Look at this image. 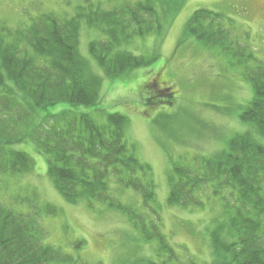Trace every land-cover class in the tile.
Instances as JSON below:
<instances>
[{"label":"trees","instance_id":"16d2710c","mask_svg":"<svg viewBox=\"0 0 264 264\" xmlns=\"http://www.w3.org/2000/svg\"><path fill=\"white\" fill-rule=\"evenodd\" d=\"M153 7L137 2L98 18L106 38L91 41L89 52L105 76L117 78L148 64L145 57L119 50L118 45L157 29ZM224 24L221 13L202 8L185 27L205 45L231 53L235 43ZM79 31L75 18L62 20L56 13H44L28 26L0 25V178L32 172L34 158L13 147L31 139L35 149L47 156V176L65 200L122 212L140 239L152 246V253L141 257L132 249L137 257L127 264H196L192 258L180 260L162 230L151 168L125 140L127 117L111 113L102 125L77 109L99 104L104 82V76L94 73L80 53ZM244 77L255 94L240 117L249 130L232 138L221 153L197 156L193 165L176 164L168 173L171 206H203L207 190L208 198L224 203L233 199V238L219 248L226 254L224 264H264V143L260 138L264 136V62L244 72ZM59 103L76 110L51 114L44 124L33 120L34 112ZM128 189L142 202L124 201L120 196ZM35 198L34 193L13 201L0 198V264H103L84 257L81 239L63 245L47 243L48 230L42 221L57 209L52 204L41 207Z\"/></svg>","mask_w":264,"mask_h":264},{"label":"rangeland","instance_id":"374dc122","mask_svg":"<svg viewBox=\"0 0 264 264\" xmlns=\"http://www.w3.org/2000/svg\"><path fill=\"white\" fill-rule=\"evenodd\" d=\"M137 2L154 6L157 29L123 41L118 48L145 57L148 64L117 78L107 77L89 52L91 41L106 38L98 28V18ZM202 8L223 15L235 43L231 53L221 46L205 45L186 32L187 21ZM44 13L79 22L80 53L94 73L104 76V82L99 104L77 109L90 113L102 125L111 113L127 117L125 140L151 168L162 230L180 260L224 264L226 254L219 248L233 238V199L224 203L208 198L207 190L203 206H171L168 173L176 164L193 165L197 156L221 153L232 138L249 130V124L240 117L255 94L244 72L264 62V0H0L3 26H28ZM66 109L76 107L59 103L39 109L33 113V120L44 124L51 114ZM260 138L264 143V136ZM13 147L28 152L36 165L32 172L12 176V180L1 176L0 198L13 201L34 193L41 207L52 204L57 213L45 215L42 221L48 230L47 243L63 245L81 239L85 241L84 257L103 264H127L137 257L132 249H137L138 257L152 253V246L140 239L122 212L102 205L91 209L84 202L65 200L47 176V156L35 149L33 140ZM133 194L128 189L120 197L124 201L137 198L141 203V197Z\"/></svg>","mask_w":264,"mask_h":264}]
</instances>
